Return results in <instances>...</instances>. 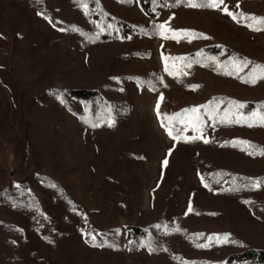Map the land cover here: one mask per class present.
<instances>
[{"label": "rangeland", "instance_id": "374dc122", "mask_svg": "<svg viewBox=\"0 0 264 264\" xmlns=\"http://www.w3.org/2000/svg\"><path fill=\"white\" fill-rule=\"evenodd\" d=\"M106 1L109 5L113 3L112 0ZM225 6L238 17L237 20L224 12ZM254 12L264 13V0H223L220 8L208 11L185 6L161 8L159 16L153 20L155 23L165 24L173 32L190 30L202 36L181 37L179 42L162 36H136L134 45L149 51V56L132 57L118 68L133 72L163 71L168 58L208 44L231 49L230 52L237 57L244 56L253 64L264 65V32L250 30L245 26L249 21L239 19L241 13L255 16ZM37 13L30 11L26 3L20 0H0V192L9 186L26 184L48 224L46 227L41 219L27 213H16L0 203V219L13 222L24 233V241L17 242L15 255L23 264H146L148 253L144 250L130 253L126 247L125 233L122 251L112 255L102 248L88 245L84 235L87 221L96 213L94 192L99 189L107 191L113 187L117 192L111 199L121 203L116 211L124 227L150 224L158 218L159 213L156 215L151 206V194L162 174L167 152L173 149L172 139L161 127L157 116L160 93L140 89L134 82L127 83L132 108L131 130L136 136L129 149L140 152L142 157L127 162V169L133 175L127 186L121 187L113 182L111 171L107 177L104 175L94 179L92 167L97 150L92 142L93 133L83 131L76 118L62 106L59 94L54 96L48 88H94L98 82L86 65L88 51L81 50L73 41L60 69L52 75L47 71L43 59L50 48L58 43L62 31ZM122 14L139 24L146 25L151 21L136 2ZM166 35L171 36V32ZM203 79L207 84L211 83V92L227 94L239 104L264 101V81L251 88L237 81ZM177 95V102L182 105L202 99L199 92L185 90L184 94ZM167 109V105H161L164 115L168 114ZM58 125L62 129H58ZM248 129L252 130L256 140L264 143V126L254 125ZM60 133L62 151H57L56 156L51 158L49 151L56 149L57 142L54 140ZM185 135L190 138L200 135L204 141L211 138L210 131L193 133L191 128L185 131ZM44 138L51 140L52 144L43 141ZM191 154L187 153L182 162L184 177L176 202L167 209L169 216L183 215L191 204L203 199L202 182L196 168L188 160ZM57 161L64 166L57 165ZM65 168L71 170L65 172ZM39 173L52 177L75 196L83 206L81 217L69 214L47 190L32 182L34 175ZM163 175L167 183L175 179L172 168L163 171ZM94 181L97 187L92 185ZM261 193L264 191L258 192L252 200L261 201ZM248 201L250 199L242 198L221 201L220 205L226 207L228 219L220 222L217 218L211 227L227 235V241L222 240L219 248L227 247L233 237L241 241L237 251L248 246L264 247V208L253 212L247 206L250 204ZM219 250H208L203 256L214 260L219 257Z\"/></svg>", "mask_w": 264, "mask_h": 264}, {"label": "trees", "instance_id": "16d2710c", "mask_svg": "<svg viewBox=\"0 0 264 264\" xmlns=\"http://www.w3.org/2000/svg\"><path fill=\"white\" fill-rule=\"evenodd\" d=\"M20 1L26 3L30 11L35 10L41 13L42 17H48L54 27L70 29L71 26H75L80 30L76 32L62 31L58 43L50 48L48 54L44 56L43 62L47 71L52 72L53 75L66 59V53L73 41L77 42L81 50L88 51L86 65L98 82L94 88L68 87L59 89L54 86L48 88L54 96L59 94L62 106L76 118L80 128L93 133L92 142L97 150L92 167L94 179L104 175L107 177L108 172L111 171L113 182L121 187L127 186L126 183L133 176L127 169V162L142 157L140 152H133L129 149L130 143L136 136L131 130L132 108L128 99V82H134L140 89H152L150 91L160 93L159 102L162 104L157 109V113H160L159 120L161 123L169 125L173 133L181 137L179 140L171 138L173 149L170 153L167 152V164L162 165L163 171L167 168L173 169L175 179L169 183L165 182L162 171L151 194V206L156 215L159 213L158 218L150 224L124 227L119 222L116 211L121 203L111 199L117 192L113 187H109L107 191L99 189L94 192L97 208L96 213L87 221L85 242L90 246L102 248L108 255H112L122 251V237L125 233L126 247L130 253L142 250L148 253V263L146 264H264V247L248 246L237 251L241 241L233 237L227 243V247L219 248L222 240L218 242L214 238L224 237V232L211 229L217 218L220 222H225L228 219L226 207L220 205L221 201L225 199H250V204L247 206L253 212L264 208V193H261L263 194L261 201L252 200L258 192L264 191V183L255 189L241 187L247 184V178H259L264 181V155H249L247 151L241 150L243 145L233 146V142L248 141L257 149H264V143L255 139L252 128L248 129L250 127L246 124L220 122V117L228 108H231L233 113H241L238 115L242 116L249 115L253 111L264 112V108L261 107L264 105V101H250L244 105L240 112V108L229 104V101H233L230 99L231 96L211 92L212 89L209 86L211 83L207 84L203 79V77H209L218 82L237 81L254 88L264 79L250 84L237 78V76L246 77L253 63L247 67L242 66L237 74L225 75L223 66L229 59L243 60L244 56L237 57L233 52H230L231 49H224L217 44H208L186 54L175 56L185 57L186 60L167 59L166 64L173 71V75L158 69L140 72L119 69L120 64L132 57L147 58L149 56V51L136 48L134 38L136 36L160 37L161 35L157 34L154 29V25L159 23H155L153 20L159 16L161 8L176 9L184 6V3L175 4V0H155V2L154 0H128L123 3L119 0H112V5H109L106 0H99L98 4L96 0H83V3L87 4V12L74 3V0ZM134 2L150 18L151 21L148 24L130 21L122 14V11L132 6ZM196 2L199 3L202 0H196ZM193 9L211 10L210 8ZM253 14L256 17L264 18V13L254 12ZM97 24L104 30L98 29ZM108 25H112V27L109 28ZM261 31L264 32V30ZM189 64L190 66H188ZM217 64L221 67L218 68ZM228 68L231 70V65H228ZM193 86L196 87L193 88ZM185 90L199 92L202 99L197 102L190 101L184 105L178 103L179 95L177 94H184ZM164 104L168 107L167 115L161 111V105L164 106ZM201 105H211L216 113V118L211 119L206 114L211 110L210 108H200L199 112L202 117V132L210 131L211 138L207 143L201 138L185 142L183 139V137H187L185 126L175 121L169 124V121L164 117L179 113L183 109ZM109 112L113 121L112 126L107 123ZM85 117L88 123L84 122ZM230 118L235 119V116ZM93 123L98 126L91 127ZM57 128L62 129L60 125ZM61 136L60 133L59 137L54 140L57 143L56 149L53 148L49 151L51 158L56 156L57 151H62ZM43 141L52 144L51 140L44 138ZM49 147L52 148V146ZM187 153H193L188 157V160L196 168L200 180L203 178V199L191 204L189 207L191 210L188 208L183 215L169 216L167 209L170 204L176 202L185 172L182 169V162ZM56 164L64 166L61 161H57ZM64 170L66 172L71 169L65 168ZM258 170L261 172H255ZM32 182L47 190L58 204L68 210L69 214L82 216V204L55 179L39 173L34 175ZM92 185L97 187L95 181ZM234 185L240 190L235 192L227 190ZM0 203L12 208L16 213H27L41 219L45 222V226H48L45 216L33 195L28 191L26 184L9 186L1 191ZM198 234H202L199 239H197ZM92 237L95 239L93 240ZM209 237H213V240L209 241ZM23 241L24 233L19 226L9 220L0 219V264H23V261L15 255L17 242ZM142 242L143 246H141ZM149 243L153 249L151 251L148 247ZM197 244H207L208 246L196 247ZM208 250L221 252L218 258L211 260L203 256V253ZM27 264L41 263L29 262ZM117 264L124 263L117 262Z\"/></svg>", "mask_w": 264, "mask_h": 264}, {"label": "snow or ice", "instance_id": "6c2138e0", "mask_svg": "<svg viewBox=\"0 0 264 264\" xmlns=\"http://www.w3.org/2000/svg\"><path fill=\"white\" fill-rule=\"evenodd\" d=\"M37 2H40V0H37ZM96 2L98 4L99 0H96ZM119 2H122V3L128 2V0H119ZM154 2H155V0H154ZM74 3H77L78 6L82 10L87 12V4L83 3V0H74ZM181 3H184L185 7H191V8L218 9V8H220L221 4L223 3V0H202V2H199V3L196 2V0H175V4L178 5ZM223 10L233 20L238 19V17L234 13L227 10L226 6ZM40 14L41 13H39V12L37 13V15H40ZM44 18L48 19V17H46V16ZM239 19L249 21V23H246L245 26L248 27L250 30H253V31L264 30V18H262V17L245 16L243 13H241L239 16ZM96 27L98 29H100L101 31L104 30L103 28L100 27L99 24H97ZM108 27L111 28L112 25H108ZM154 29H155V32L157 34L161 35L163 38L175 39V40H177V42H179V38H181V37L196 38V37L202 36V34L194 33L190 30H179V31L173 32L171 29L166 28L165 24H156V25H154ZM59 30L60 31L71 30L73 32L80 31L75 26H71L70 29L61 28ZM169 32H171V36L166 35V33H169ZM81 34L84 35V33H82V32H81ZM145 34H147V33H145ZM203 38L207 39V37H203ZM162 59H163V57H162ZM168 59H170V60H186L187 58H185V57H170ZM249 64H252V62L247 60L246 58L243 60H237L236 58H230L229 61L223 66L225 68L224 74L225 75L237 74L241 70L242 66L247 67ZM228 65H231V70H229ZM188 66H190V64ZM217 67L220 68L221 65L217 64ZM164 70L166 72H168L169 75L174 74L173 71L170 70L168 64H165ZM237 78L241 79L242 82H244V83L255 84L257 80L264 79V65L253 64L251 70L247 73L246 77L237 76ZM194 87H196V86H193V88ZM150 90H152V89H150ZM229 104L235 108H244L243 104L235 103L233 101H229ZM158 107H159V101L157 102V108ZM205 107H208L211 109L210 111H208L206 113L209 116V118L215 119L216 113H215V110L211 108V105H208V106L201 105L198 107H192L190 109H183L179 113H174L171 116H165L164 118L169 121V124H171V122L175 121V122H178V123L184 125L185 131L190 127L193 133H201L203 131L202 117L199 114V112H200V108H205ZM261 107L264 108V105H261ZM157 115H158V118H160L159 112L157 113ZM231 116H235V119H231L230 118ZM84 122L88 123V120L86 117L84 118ZM220 122L221 123H225V122H227V123H243V124H246L248 127H253L254 125L264 126V112L253 111L248 116H242V115H238L236 113H233L231 111V108H228V109H225L224 115L220 117ZM107 123L109 124V126H112L113 121H112V117H111L110 112L107 116ZM97 126H98V124H96V123L91 124V127H93V128H95ZM161 127L165 128L167 134L173 140L181 139L180 135H176L173 133V130L169 127V125L162 123ZM200 138H201L200 135H194L191 138L183 137L185 142H189L190 139H200ZM207 142L208 141L205 140V143H207ZM236 144L243 145L244 147H242L241 150L247 151L249 155H264V149H257V148H255V146L249 144L248 141L233 142V146H236ZM170 152H171V149L169 150V153ZM163 164L164 165L167 164V158H165V160L163 161ZM247 179H248L247 184L242 185L241 187L255 189V188L259 187L262 183H264V181L260 180L259 178H257V179L247 178ZM201 182L204 183L203 178H202ZM227 190L235 192V191H239L240 189L234 185L233 187H231L230 189H227ZM247 203H250V202H247ZM189 210H191V208H189ZM176 231H179V229H176ZM200 235H202V234L197 235V239H199ZM92 239L94 240L95 237H92ZM214 239L218 242L221 240L227 241V235H225L224 237L217 236ZM208 240L209 241L213 240V237H209ZM141 246H143V242H142ZM195 246L196 247H207L208 245L207 244H197ZM148 247H149L150 251L153 250L150 243L148 244Z\"/></svg>", "mask_w": 264, "mask_h": 264}]
</instances>
